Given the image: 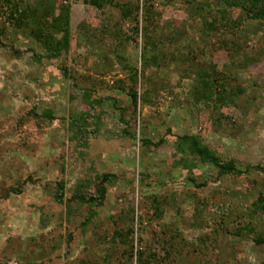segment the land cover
Returning <instances> with one entry per match:
<instances>
[{
	"label": "rangeland",
	"instance_id": "rangeland-1",
	"mask_svg": "<svg viewBox=\"0 0 264 264\" xmlns=\"http://www.w3.org/2000/svg\"><path fill=\"white\" fill-rule=\"evenodd\" d=\"M61 1L70 6L71 45L50 60L36 63L33 52L46 51L0 20L6 30L0 36V264H264V242H255L264 235V213L255 232L230 231L264 191V27L244 20L238 28L209 31L204 24L217 15L215 0H157L153 28L141 30L146 22L139 9L135 33L132 18L122 17L116 4L141 8L145 0L100 8ZM205 1L210 6L201 19L192 13ZM162 52L176 60H164ZM213 66L227 83L228 97L217 107L196 97L200 71ZM86 88L103 98L91 109L99 127L86 142L73 143L66 120L87 106ZM134 89L136 106L128 97ZM124 104L126 111L115 107ZM44 108L53 121L42 116ZM184 134L200 135L241 168L263 169L217 177L213 166L198 162L192 175L208 182L197 188L191 171L173 161ZM143 138L159 145L148 149ZM104 173L112 183L93 206L90 231L82 232L87 205L69 215L66 199L84 178L94 180L87 182L95 191ZM60 180L61 203L54 198ZM16 185L21 192L5 197ZM223 210L233 212L229 217ZM123 230L128 235L112 244L113 232Z\"/></svg>",
	"mask_w": 264,
	"mask_h": 264
},
{
	"label": "trees",
	"instance_id": "trees-1",
	"mask_svg": "<svg viewBox=\"0 0 264 264\" xmlns=\"http://www.w3.org/2000/svg\"><path fill=\"white\" fill-rule=\"evenodd\" d=\"M85 3L91 4L97 8L104 6L108 2H113V0H83ZM157 0H145V5L142 4L141 8L138 3L132 4L130 2H117L116 7L120 10L122 17L132 18V30L135 33L139 32V9L142 11V19L146 22L143 30L145 33L153 28L154 16L159 15L154 4ZM216 1V13L217 15L213 16L212 19L205 21L208 24H204L206 29L212 31L217 28H230V27H239V23L244 20H254L259 25L264 27V0H215ZM209 1H205L202 4H198L194 7L193 15L197 13L202 15L201 11L205 10L206 7H209ZM235 10L239 11V14L231 18L232 12ZM134 13V15H133ZM205 16H201V19ZM0 20L3 24L11 25V28L17 32H27L28 35L33 38V40L41 48H43L46 53H35L33 52L32 59L37 63L41 62L44 57L50 59L59 57L62 53L67 52L71 45V29H70V6L66 2L61 0H0ZM204 22V21H203ZM6 32L5 26H0V36ZM122 36V35H121ZM119 36L118 43L123 41L122 38L125 36ZM146 44H148V36H146ZM29 48V47H28ZM31 49V48H29ZM32 51V50H31ZM15 53L18 55L19 50H15ZM164 60H176V57L172 52H162ZM191 52L182 53V60H188V55L190 56ZM171 56V58H167ZM122 57V56H121ZM153 58V57H151ZM254 58H250L252 62ZM127 65V64H126ZM125 65V66H126ZM210 72L207 69L200 71L201 85L198 88V94L196 97L203 101H210L212 107H217L216 102H220L219 105H223L227 99V83L221 71L216 70V67L213 66L210 68ZM207 70V71H206ZM135 71V70H134ZM66 69L64 70V73ZM136 73L133 74L135 77ZM96 88H86L82 92V101L85 106V109L80 113L71 115V117L66 120L68 128L71 131L69 140L73 143L74 141H80V143L86 142L89 135L92 132L97 131L99 123L96 121H91V109L94 104L99 105L103 98L94 96V91ZM128 97L130 96V103L136 106L137 102V91L131 90L128 92ZM148 91L142 97L143 102L149 100ZM89 106V109H88ZM117 109L126 111L127 104L122 106H116ZM135 108V107H134ZM42 116L48 121H53L56 117L54 116L50 108H44ZM142 143L147 145L148 149H152L153 146L159 144H152L150 140L143 138ZM176 150L179 153V157L174 159L175 165L179 164L183 169L191 171L189 174V179L193 185L197 188L204 187L207 184V179L201 182H197L192 171L198 166V162L209 164L213 166L216 170V176L220 177L222 175L228 174L232 176H239L243 173H252L256 170H262L263 167L259 164L253 166H246L245 168L239 167L237 161L233 158L223 159L219 151L212 148L203 137L197 134H184L182 135L177 142ZM176 152V153H177ZM98 181L95 182V191L91 193L90 185L93 184V181H90L87 178H84L85 181L79 182L77 185L76 191L73 195L68 197L66 201L72 202L69 206L68 214L73 215L79 211L84 204L87 205L86 213L83 215V219L79 222L78 227L81 228L82 232H89L90 225L95 218L96 211L93 206H100L104 201L106 192H107V183H112V175L109 173L100 174L97 176ZM88 181V182H87ZM252 183L255 181L251 180ZM22 185H16L9 188L8 194H19L21 192ZM65 183L64 180H60L57 183V188L55 190L54 198L59 202H63L65 199ZM0 199H3L0 196ZM77 201V202H76ZM76 202V204H75ZM74 204V206H72ZM237 211V210H236ZM233 211L223 210L221 213L231 216ZM239 214L242 221H240V226H236L234 230H230L225 226V228L235 235H239L243 230L249 232H255L256 225L260 222L259 219L256 220L257 216H260L264 213V191L260 192L255 200L250 202V204L245 208V211ZM72 216V217H73ZM94 217V218H93ZM247 223V225H245ZM229 231V232H230ZM119 236H127L128 231H114L110 237V242L118 243ZM255 242H264V235L258 234L255 238ZM131 246V244H130ZM133 251V246L130 247V252ZM140 256H142L141 251ZM142 260L141 257H139ZM142 263V261H141ZM148 264V263H147Z\"/></svg>",
	"mask_w": 264,
	"mask_h": 264
}]
</instances>
